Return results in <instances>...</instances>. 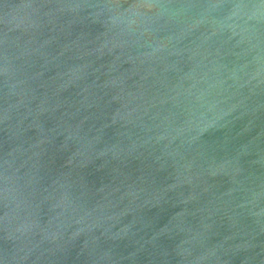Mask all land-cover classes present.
Masks as SVG:
<instances>
[{"label": "water", "instance_id": "water-1", "mask_svg": "<svg viewBox=\"0 0 264 264\" xmlns=\"http://www.w3.org/2000/svg\"><path fill=\"white\" fill-rule=\"evenodd\" d=\"M0 264H264V0H0Z\"/></svg>", "mask_w": 264, "mask_h": 264}]
</instances>
